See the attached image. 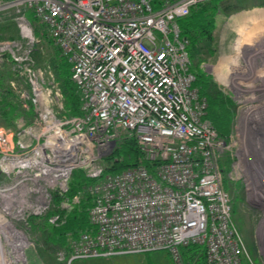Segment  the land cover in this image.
<instances>
[{"label":"built area","instance_id":"2783aa9c","mask_svg":"<svg viewBox=\"0 0 264 264\" xmlns=\"http://www.w3.org/2000/svg\"><path fill=\"white\" fill-rule=\"evenodd\" d=\"M204 1L160 0L156 7L154 0H0L18 12L21 34L0 41V63L11 57L29 85L23 105L36 108L32 123L0 126V173L8 180L0 186L2 205L28 222L56 206L59 194L60 210L49 217L59 223L79 200L66 197L74 170L96 179L89 209L95 230L71 237L68 264L157 250L185 264L181 248L192 243L207 246L206 264H242L247 256L218 162L225 141L194 85L190 41L179 25ZM23 7L47 25L71 63L81 114H60L61 89L35 64L38 40ZM122 132L135 135L154 165L103 176V157Z\"/></svg>","mask_w":264,"mask_h":264},{"label":"rangeland","instance_id":"374dc122","mask_svg":"<svg viewBox=\"0 0 264 264\" xmlns=\"http://www.w3.org/2000/svg\"><path fill=\"white\" fill-rule=\"evenodd\" d=\"M8 7H0V12L12 10ZM10 13L4 11L1 14ZM17 15L16 27L1 31L0 41L21 37ZM232 17L236 19L234 24L229 21ZM254 17L259 19L249 27L248 22ZM217 22L219 26L215 30V47L219 54L216 58H210L211 53L206 44L198 65L203 59L217 62L219 56L224 58V63L219 62L220 65L216 63L214 74L209 72L214 68L212 63L206 62L199 67L213 76L216 90L224 91L236 105L230 142L227 143L226 139L219 135L225 143L221 151L218 148V156L222 155L224 160L228 158L231 163V170L227 173L229 187L226 190L231 197L233 222L245 242L247 256L242 257V264L245 260L251 264H264V0H249L246 7L236 9L230 15L220 13ZM35 37L38 40L36 43L42 39V42H39L42 47L39 55H43V61H40V64L35 61V64L41 66L48 76L53 73L54 81L61 89V102L64 105L60 81L54 70L53 61L50 60L54 46L52 43L44 42L47 40L43 37L37 35ZM32 57L35 60L33 53ZM218 66L222 67L221 74H218ZM26 90L29 93L27 86L20 87L21 99H23L22 93ZM51 90L57 91L55 88ZM34 117L35 115L28 121L25 116H20L16 120V129L20 123H32ZM0 126L5 125L0 124ZM6 183L8 180L3 173H0V186ZM1 196L2 194H0L2 219L0 246L4 250L6 264H68L65 250H60L64 251L63 253L58 251L54 254L56 256L54 261L47 252H43L45 250H41V247L44 248L46 245L40 234L33 230L28 222L7 214L3 206L5 200H2ZM5 219L8 221L7 224L3 223ZM120 255L130 259L128 264H174L168 250L151 251L147 254L127 253L107 257H88L76 259L71 264H119L118 259L122 257ZM132 258L135 260H131ZM2 259L3 256L0 254V264H3Z\"/></svg>","mask_w":264,"mask_h":264},{"label":"trees","instance_id":"16d2710c","mask_svg":"<svg viewBox=\"0 0 264 264\" xmlns=\"http://www.w3.org/2000/svg\"><path fill=\"white\" fill-rule=\"evenodd\" d=\"M155 6H159L160 0H154ZM249 0H206L192 6L190 13L179 19V25L182 35L189 38V50L192 59V71L196 79L194 85L197 86L201 93L207 97L208 107L207 116L211 120L219 135L230 142L232 134L233 121L236 113V105L233 103L224 91L216 90L213 76L202 71L198 65L199 59L202 57L203 48L208 45L210 58L218 56L215 47L217 27V19L220 13L230 15L234 10L246 7ZM10 11V14H1ZM0 12V33L6 29L16 27L15 17L16 9L4 10ZM22 11L28 17L34 28V34L43 37L46 43L53 44V52L50 60L53 61V67L60 81L62 92L64 95V105L60 114L78 115L82 113V98L80 90L72 79L71 63L65 57L60 47L54 43L48 32L47 25L35 14L34 10L29 7H23ZM1 37V35H0ZM40 43L42 42L39 41ZM36 43L33 49V56L36 63L43 61L41 55L40 43ZM15 83V85H14ZM25 85L29 87L27 81L15 69L14 62L9 55L0 63V124H4L8 128L16 129V120L20 116H25L29 121L36 113L33 102L26 108L23 105V99L20 95V87ZM225 153V152H224ZM228 153V151L226 152ZM225 155V154H224ZM105 171L103 176L120 172L126 168L139 164H145L152 168L154 162L146 159L139 146L135 135L128 132H122L117 140L113 150L103 157ZM219 165L223 173V186L228 188L227 173L231 170L229 159L225 160L219 157ZM96 179L87 176L85 170L78 168L74 170L70 180L69 189L66 197L72 199L78 196L79 200L74 203L73 208L67 213L65 221L52 223L49 217L60 210V201L63 198L59 194H55V204L47 214L40 216H31L28 223L30 227L38 232L46 246L41 247L44 253L47 252L52 260L56 259L55 255L60 250L66 253L70 249L71 237L78 236L81 232H94L95 225L91 222L89 209L94 202V195L90 191V186ZM138 253V254H147ZM182 257L185 264H206L207 246L200 243H192L181 248ZM119 257V264H128L130 259L124 255ZM135 260V259H131ZM244 264H251L248 260Z\"/></svg>","mask_w":264,"mask_h":264},{"label":"crops","instance_id":"0c3cea01","mask_svg":"<svg viewBox=\"0 0 264 264\" xmlns=\"http://www.w3.org/2000/svg\"><path fill=\"white\" fill-rule=\"evenodd\" d=\"M258 19H259V18H257V17L255 18V17H254V19H252V20H250V21L248 22V26L250 27V26H251L256 20H258ZM235 20H236V19H233V17H232L231 19H229V21L232 22L233 24H234V21H235ZM218 26H219V22H217V27H218ZM223 59H224V58H222V56H219V58L217 59V60H218L217 62H214V61H211V60H205V59H203V60L201 61L202 63L200 62L199 65H200V66H203V64H205L206 62H207V63H212V65H214V68H213L212 70H210L209 72L214 74L215 71H216V63H219V62H220V63H222V62L224 63ZM221 60H222V61H221ZM220 63H219V65H220ZM218 67H219V66H218ZM221 72H222V67H219V68H218V74H221Z\"/></svg>","mask_w":264,"mask_h":264},{"label":"bare ground","instance_id":"6f19581e","mask_svg":"<svg viewBox=\"0 0 264 264\" xmlns=\"http://www.w3.org/2000/svg\"><path fill=\"white\" fill-rule=\"evenodd\" d=\"M2 219L0 218V221H1ZM2 222V221H1ZM7 222L8 221H6V219H5V221L3 220V223H6L7 224ZM5 224V225H6ZM4 226V225H3ZM1 242V241H0ZM24 243V242H23ZM23 243H21V244H23ZM0 245H2V243H0ZM4 252V250H3V248L0 246V254L3 256V259H2V263L3 264H6V258H5V253H3ZM20 255V254H19Z\"/></svg>","mask_w":264,"mask_h":264},{"label":"clouds","instance_id":"9594fccd","mask_svg":"<svg viewBox=\"0 0 264 264\" xmlns=\"http://www.w3.org/2000/svg\"><path fill=\"white\" fill-rule=\"evenodd\" d=\"M241 56H242V52H241ZM236 66H238V63H237V65Z\"/></svg>","mask_w":264,"mask_h":264}]
</instances>
